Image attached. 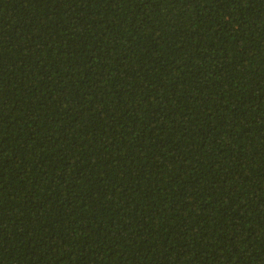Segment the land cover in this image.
Instances as JSON below:
<instances>
[{
	"label": "trees",
	"instance_id": "obj_1",
	"mask_svg": "<svg viewBox=\"0 0 264 264\" xmlns=\"http://www.w3.org/2000/svg\"><path fill=\"white\" fill-rule=\"evenodd\" d=\"M0 264H264V0H0Z\"/></svg>",
	"mask_w": 264,
	"mask_h": 264
}]
</instances>
